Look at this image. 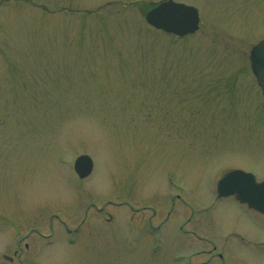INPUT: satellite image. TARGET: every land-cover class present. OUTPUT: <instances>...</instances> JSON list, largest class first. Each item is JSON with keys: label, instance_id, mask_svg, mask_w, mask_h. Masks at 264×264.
Returning a JSON list of instances; mask_svg holds the SVG:
<instances>
[{"label": "rangeland", "instance_id": "obj_1", "mask_svg": "<svg viewBox=\"0 0 264 264\" xmlns=\"http://www.w3.org/2000/svg\"><path fill=\"white\" fill-rule=\"evenodd\" d=\"M161 1L0 0V264L30 233L22 264H264L263 217L216 199L230 169L264 176V0H179L202 19L185 38L147 24Z\"/></svg>", "mask_w": 264, "mask_h": 264}, {"label": "water", "instance_id": "obj_2", "mask_svg": "<svg viewBox=\"0 0 264 264\" xmlns=\"http://www.w3.org/2000/svg\"><path fill=\"white\" fill-rule=\"evenodd\" d=\"M147 20L158 28L165 29L168 32H173L178 35L195 32L199 28L200 22L199 13L196 8L176 3L173 0L163 2L158 7L148 12ZM251 60L253 71L258 77L260 85L264 88V41L254 47ZM93 168V160L88 155H82L76 161V170L82 178L89 176ZM245 178H248V176L243 175L242 172H234L225 178L222 183L224 186H235L234 188L237 191L238 184H249V181ZM252 186L255 187V185ZM246 188L247 190L253 191L252 188L247 186ZM242 189L241 187V190ZM255 189V192H262L263 194L264 185L256 186ZM252 198L256 200L254 196H252Z\"/></svg>", "mask_w": 264, "mask_h": 264}, {"label": "flooded vegetation", "instance_id": "obj_3", "mask_svg": "<svg viewBox=\"0 0 264 264\" xmlns=\"http://www.w3.org/2000/svg\"><path fill=\"white\" fill-rule=\"evenodd\" d=\"M235 169H239V168H235ZM243 170L255 174L256 180L259 183L264 182V176H259L253 170L248 169V168H244ZM236 201L240 205L245 206L246 208H248L249 210L258 213V215L260 217H263V219H264V210L258 209L256 207L255 208L254 207H251L248 203H244V202H241L239 200H236ZM153 211H154V213L156 212V210H153ZM110 220L111 219H109L108 221L110 222ZM16 225H17V223H16ZM144 226H148L149 231H150V229H152V230H156L158 232L159 230L163 229V224L162 223L161 224H155L153 218H150V219L144 220V221L141 220L140 221L141 230L144 229ZM193 233H196V232L193 231ZM19 234H20V232H19V229H18L16 235L18 236ZM186 234L189 235V233H186ZM30 236H31V233L29 234V236H26V237H24V236L23 237H21V236L18 237L19 246H17L18 247L17 249L14 248L12 250V252H14V255L13 256H10V255H7V254H3L4 259L7 261L8 264H15L16 261H18V260L22 263V259H23L22 257H23V255L26 254L27 252H31L32 251L33 247H32L31 242L29 241ZM239 237H240V242L241 243H247L248 242V240L247 239H244V237H242L240 235H239ZM204 238L209 241L208 238H206V237H204ZM249 243H251V242H249ZM217 250H218V247L217 246H214V249L210 250L211 252H208L207 253L208 255H210L209 260H207L208 263L209 262H212L213 260H221V261L224 260V253L221 250L220 251H217ZM223 264H226V262H224Z\"/></svg>", "mask_w": 264, "mask_h": 264}]
</instances>
